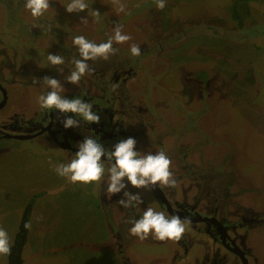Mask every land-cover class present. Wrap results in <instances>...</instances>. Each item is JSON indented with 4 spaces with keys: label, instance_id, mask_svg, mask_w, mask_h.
I'll use <instances>...</instances> for the list:
<instances>
[{
    "label": "rangeland",
    "instance_id": "rangeland-1",
    "mask_svg": "<svg viewBox=\"0 0 264 264\" xmlns=\"http://www.w3.org/2000/svg\"><path fill=\"white\" fill-rule=\"evenodd\" d=\"M70 2L50 0L46 13L66 15L67 22L59 18L51 30L67 31L68 24L71 35L65 39L71 46L78 35L97 44L107 42L117 25L132 37L125 44L114 43L119 50L111 56H117L114 61L100 59L96 66L134 69L136 77L128 85L133 93L123 91L130 96L132 112L122 117L138 123V116L143 120L145 113V121L153 119L160 128L153 126L149 146L143 144L139 151L154 154L162 146L175 175L186 176L191 185L213 176L220 186H230L229 202H237L232 212L244 206L264 220V0H166L163 10L155 0H122L128 14H117L112 0H85V12L68 13ZM234 4L242 24L231 18ZM11 15V4L0 0L1 34L10 29L9 20L22 26L18 17L23 24L33 18L25 7L21 15ZM30 25L44 30L40 23ZM19 35L7 37L10 49L19 47L12 66L21 71L17 79L34 82L48 76L58 79L64 91L74 87L65 77L74 68L76 48L61 43L55 49L59 40L46 41L49 37L40 46L38 41L28 45L27 36L17 43ZM133 43L141 48L139 57L131 55ZM48 54L67 58L68 64L61 66L63 75L48 62ZM6 74L9 78L10 67ZM36 85H8L11 97L0 112V123L8 124L17 114L26 118V113L43 112L39 97L50 89L42 82ZM75 154L42 138L0 139V227L9 233L12 244L24 212L32 206L24 264H196L199 252L211 251L209 237L191 230L194 240L181 254L173 242L132 236L131 222L147 207L161 211L154 195L129 185L128 190L139 191L144 203L127 214L118 203L123 193L111 196L104 183L72 184L49 164H67ZM186 165L188 172L182 170ZM248 247L256 254L252 264H264V223L253 228ZM0 264H8L5 256H0Z\"/></svg>",
    "mask_w": 264,
    "mask_h": 264
},
{
    "label": "flooded vegetation",
    "instance_id": "flooded-vegetation-1",
    "mask_svg": "<svg viewBox=\"0 0 264 264\" xmlns=\"http://www.w3.org/2000/svg\"><path fill=\"white\" fill-rule=\"evenodd\" d=\"M3 1L7 5L11 4V17L22 14L25 0H19L18 4L14 0ZM64 16L66 15L49 17L45 13L41 18H32L27 24H23L17 16L22 26L20 24L15 25L14 22L11 24L10 20L8 21L7 26L10 29L5 30L3 34L0 33V112L8 104L11 97L9 84L11 87L20 83L31 84L35 87L38 84L16 78V75H19L21 71L14 70L12 66L17 60L16 57H18L14 52L19 50V47L17 48V44L15 46L17 49H10L7 45V37L12 33L16 36L21 33L15 38L17 43L25 42L26 39L23 37L27 36L29 37L28 45L30 42L35 43L38 41V46H40L44 37H49L46 41L59 40L55 49L59 46L61 48V43L71 46L65 39L71 35L68 24L67 31L63 29L57 33L51 30L54 22L58 21L59 18H64ZM36 23L37 25L38 23L42 24L44 30L35 29L36 25H30ZM71 47L76 48L73 44ZM76 56L79 58L78 53ZM116 57H110L104 63H111ZM122 58H118V62ZM66 61L65 64H68V61ZM97 62L90 61L92 74L84 77L80 85H74L70 90L64 91L63 95L68 99L80 98L91 103L93 111L100 116L99 124L89 125L81 119L79 128L65 129L62 125L64 117H60L55 109H44L43 112H36L32 115L26 113V118L23 114H17L8 124L0 123V139L30 140L42 138L64 151L75 153L78 151V144L87 136L97 139L98 142L103 144L107 152L114 150L116 143L129 137L137 141V151L143 144L149 146L147 138L151 135L150 130H153V126L159 128L156 122L153 119L145 121V113H142L143 120L136 114L139 120L138 123L125 121L122 117L125 114L131 115L132 112L130 96L125 97L123 91L125 89L130 91L128 85L136 77L133 74L134 69L129 66L118 68L117 65H112L100 70L96 66ZM7 67L11 68L9 78L6 74ZM68 115L75 118L73 114ZM161 147L157 151H162ZM104 159L108 161L107 157ZM182 170L188 172L189 166H183ZM175 176L178 181L176 188L161 190L157 187L155 190H149V192L154 195L159 208L166 216L179 215L182 220L189 222L186 225L187 231L183 239L178 243L173 242L178 245V247H174L176 252L181 254L185 251V248L189 245L188 243L194 240V235L191 233V231H194L208 236L210 239L209 245H211V242L213 243L210 252H199L201 258L196 259V264H252L256 254L248 247L249 238L253 228L264 223L262 217L257 216L259 213L248 211L244 206L237 213L232 212V208L237 205V202H229V199L233 197L230 194V186H220L213 176L202 178L203 184L194 182L192 185L191 181L185 182L184 178L186 176ZM235 196H237L236 193ZM127 210L129 211L127 214L132 215V208H127Z\"/></svg>",
    "mask_w": 264,
    "mask_h": 264
},
{
    "label": "clouds",
    "instance_id": "clouds-1",
    "mask_svg": "<svg viewBox=\"0 0 264 264\" xmlns=\"http://www.w3.org/2000/svg\"><path fill=\"white\" fill-rule=\"evenodd\" d=\"M113 6L119 13H127V5L122 0H112ZM156 7L163 10L166 7V0H155ZM50 0H25V9L30 12L33 18H41L49 10ZM137 7L140 5L137 4ZM88 9L85 0H71L67 5L68 13H82ZM96 15H99L97 12ZM82 22L87 23V19ZM132 37L123 32L121 25L114 28L113 35L109 36L107 42L99 44L86 39L83 35L73 38V45L78 51V57H73L71 63L74 68L65 80L72 85H79L81 80L92 74L90 61H108L111 56L118 53L114 48L115 44H125L131 41ZM131 55L139 57L141 48L136 44L130 45ZM48 62L63 75L65 64L64 58L59 54H48ZM42 82L50 91L39 97L41 109H55L60 117H64L62 125L65 129H74L81 126V119L91 124H99L100 116L93 111L91 103L80 98L68 99L62 93L64 87L61 82L53 77H44ZM73 114L75 118L69 116ZM79 117L80 119H78ZM78 151L75 157L67 164L54 165L49 161L50 166L62 178L72 184L82 186H99L104 183L107 193L111 196L123 193L119 205L123 208H132L144 203L139 191H129V185L137 190H161L176 188L178 181L175 176L173 162L163 151L147 154L136 150L137 141L134 138L123 139L114 145V150L107 152L103 144L91 136H87L78 144ZM105 157L109 161V167L105 168ZM129 232L140 241L154 239L162 242H179L183 239L189 223L182 220L179 215L168 217L162 211L153 207H147L139 219L132 222ZM26 228L30 225H26ZM12 250V238L9 233L0 227V256H8Z\"/></svg>",
    "mask_w": 264,
    "mask_h": 264
},
{
    "label": "trees",
    "instance_id": "trees-1",
    "mask_svg": "<svg viewBox=\"0 0 264 264\" xmlns=\"http://www.w3.org/2000/svg\"><path fill=\"white\" fill-rule=\"evenodd\" d=\"M233 8H235L234 9L235 11L231 13L232 20L238 23H241L240 15L237 11V5L234 4ZM213 31L215 32V30ZM31 211H32V206L29 205L23 214L20 227H19V231L12 244L11 254L8 256H5L8 260V264H24L23 252H24L26 244L28 243L29 233H30V227L26 228L25 226L30 225Z\"/></svg>",
    "mask_w": 264,
    "mask_h": 264
},
{
    "label": "crops",
    "instance_id": "crops-1",
    "mask_svg": "<svg viewBox=\"0 0 264 264\" xmlns=\"http://www.w3.org/2000/svg\"><path fill=\"white\" fill-rule=\"evenodd\" d=\"M31 228V227H30ZM29 235H30V233H29ZM29 241V240H28ZM29 243V242H28ZM27 245V244H26ZM26 247V246H25ZM23 255H24V252H23ZM24 257V256H23Z\"/></svg>",
    "mask_w": 264,
    "mask_h": 264
},
{
    "label": "water",
    "instance_id": "water-1",
    "mask_svg": "<svg viewBox=\"0 0 264 264\" xmlns=\"http://www.w3.org/2000/svg\"><path fill=\"white\" fill-rule=\"evenodd\" d=\"M22 138V137H21Z\"/></svg>",
    "mask_w": 264,
    "mask_h": 264
}]
</instances>
